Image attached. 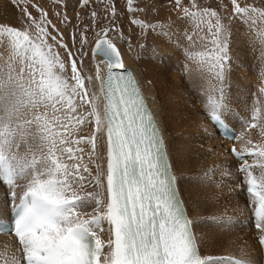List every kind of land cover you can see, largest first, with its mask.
Listing matches in <instances>:
<instances>
[{
    "label": "snow or ice",
    "instance_id": "snow-or-ice-1",
    "mask_svg": "<svg viewBox=\"0 0 264 264\" xmlns=\"http://www.w3.org/2000/svg\"><path fill=\"white\" fill-rule=\"evenodd\" d=\"M230 3L232 14L225 24L216 10L201 7L197 0H189L188 6L175 0L206 50L207 71L215 82L205 115L236 139L226 123L232 112L227 102L231 21L234 16L245 24L250 47L264 61V0L261 6ZM21 12L28 18L25 25L0 26V184L11 189L12 201H0V234L14 237L10 248L0 252V264H213L200 253L165 141L136 80L130 70L125 69L127 75L113 71L124 64L106 38L107 30L93 49L108 65L103 77L96 66L95 79L101 82L97 94L85 84L93 77L81 75L71 49L49 31L54 26L47 13L41 10L37 21L26 8ZM185 40L196 42L189 33ZM61 47L71 58L67 75L69 61L56 50ZM93 120L94 131L86 137L81 126ZM245 123L264 133V100L253 104ZM104 129L106 169L98 144ZM85 142L91 146L88 156L94 168L84 162ZM247 144L246 154L261 168L259 176L245 154L235 147L231 151L238 171L245 173L241 191L264 245V143ZM227 222L226 217L215 218L217 224ZM105 231L107 240L100 235ZM232 264L254 262L241 258Z\"/></svg>",
    "mask_w": 264,
    "mask_h": 264
},
{
    "label": "rangeland",
    "instance_id": "rangeland-1",
    "mask_svg": "<svg viewBox=\"0 0 264 264\" xmlns=\"http://www.w3.org/2000/svg\"><path fill=\"white\" fill-rule=\"evenodd\" d=\"M197 2L201 7H211L212 9L216 10L221 15V17L223 18V22L225 24L228 23V17L232 14V5L230 3V0H197ZM239 2L241 4L249 3V4L256 5V6H261V4H262V0H239ZM181 3H182V5L185 4V6H188L189 0H181ZM173 4H174L173 7L176 9L177 6H175L176 5L175 0H132L131 5L128 3V0H75V1L74 0H0V26L21 27L22 25H25L28 22V18L22 14L21 8H26L28 13H30L31 16L33 18H35L37 21L41 20V18H42V12H41V10H42L43 12L47 13V21L50 22L51 26H54V27H49V31L51 32V34L53 36H56L57 40L60 41L61 43L68 45V48L71 49V51L74 55V58L78 62V70H80L81 75L84 77H88V74L85 75V73H86L85 67L90 68V70H87V72L91 71V65L94 62L93 58H95L90 54V51H91L90 47H92V44L96 41L94 39H99L100 37H104V31L103 30H107V35H106L107 39L111 40L113 43H116L115 39L117 40V37H118V39H120V41L123 44H125V46H126V43H128L127 47L129 48V47H131V45H129L131 43V39H130L131 37H133L134 39L141 37L143 41H146L145 34L149 33L150 30H151L150 33L152 34L153 30L156 28V27H154V29H153V27L150 28V26L152 24L153 25L154 24L160 25L159 21H154L151 24L147 25V23H145V21H144L145 19L141 16L142 12L146 11L147 12L146 15L151 14V16H152L151 21H153L156 18H158L157 17L158 11H160L162 14L164 11V15L169 14L170 10H167V9L169 7H171ZM142 5L145 7V8H143L144 10L142 8H140ZM131 8L134 9V11L137 13L136 19L138 18V16H140L137 19L139 21V23L137 22V20H135V22H134L133 21L134 19L130 18L131 16H130L129 10ZM93 13H95V16L93 15ZM173 13H174V11L172 10L170 14H173ZM177 13L179 15L177 14L176 17L174 16L172 18L171 17L166 18V20L169 19V22H175L178 20L177 18H181L180 20H182V17H183L182 11H180V9H179ZM123 15H125V16H123ZM126 17H127V19H126ZM141 18H143L144 20ZM136 23H138V24H136ZM133 24H135V26H133ZM231 24H232V36H231L232 43H231V52H230L231 61H230V71H229V79H228V89H229L228 94L231 96V100L233 97L234 99L236 98V101H238V103H240V104H243V103H241L242 101L246 102L243 105L246 109L242 108V111H240L239 114H237L235 112V110L232 109V114H230L228 116V118L232 121H237V123L240 124V126L243 130H245L246 132H249V131H247V128H245L244 123H242L243 119H241L240 121H238V119L240 116H245L244 114H247L249 111L252 110L253 104L249 103L252 101V100H250V95H251V97H253L254 100H257V95L254 92V88L257 89V87H258L257 86V80L260 77H262V75L264 74V71H262V68H260L261 67L260 65L262 63L259 62L260 59L258 60L259 52L258 51L254 52L252 50V48L250 47V44L248 42V37L245 35V32H246L245 24L241 23V21L239 19L235 18L234 16L232 18ZM133 27H135V28H133ZM145 27H146L145 32L144 31L142 32V28L145 29ZM137 28H141L142 33ZM135 32H137V33H135ZM61 34H62V36H61ZM185 34H183V33L178 34V37H176V38L179 39V44L182 43V44H180L182 51H183L184 47H186L188 49V50L187 49L185 50V48H184L183 52L187 51L188 53L189 52L192 53L193 50H191V48L188 47L189 46L188 41L185 40ZM128 35H130L131 37H129ZM193 39H194V36H193ZM196 39H197V44L200 45L201 47H204L203 45H201L199 43L197 36H196ZM49 43H54V42L50 40ZM183 44H185V45H183ZM191 45H192L191 47L196 46V45H193V43ZM56 50L61 54V58L67 59L69 61V67H68V70L66 72V75L70 74V59L71 58L66 57L67 49L61 47V48H57ZM0 51H2V49H0ZM196 53L194 52L193 54H191L193 57V59L191 61L192 65L194 67H196L198 62L200 64L199 60L201 59L202 63L200 65L199 64L198 65L201 67L203 64V66L206 65L205 67H207L208 60L205 56L206 55L205 48H204L203 52L198 51ZM189 59L191 60V58H189ZM193 63H195V64H193ZM200 67L199 68L196 67L195 72L199 73L203 70L207 71V68H200ZM200 69H201V71H199ZM209 74H210V76H208L207 80H205L206 84L204 82L205 85H203V84L200 85V83L197 84V88H196L197 92H195L194 96L192 97V103H193L192 106L193 107H190V108L191 109L193 108L196 112L199 113L198 116L200 119H202L203 117H206L205 113H206L207 109L205 107V102L207 101L208 95L211 92L212 85L215 83L212 80L210 72H209ZM168 76H169V74H168ZM208 82H210V84ZM85 84H86L89 92H95L93 84L92 83L89 84L87 79L85 80ZM207 87H210V89L208 90ZM258 88H260V87H258ZM198 90H200V91H198ZM235 96H238V98ZM239 96L242 98H240ZM231 100H229V97H228L227 102L229 103V102H231ZM229 105H231V104L229 103ZM189 106H191V105H189ZM193 109L191 111H194ZM92 123L94 124V120ZM84 125H86V123ZM184 135H185V133H184ZM171 141H172L171 147L174 150H176V145L173 144V143H175V136H171ZM200 144H202V143H200ZM197 145L195 147L196 149H194L195 154H196V152H197V154L196 155L193 154V156L191 157V160L193 159L192 160L193 172H191V174L193 173L192 174L193 175L192 184L194 183L192 188L194 189V192L197 194V196L194 197L195 196L194 194L192 196H190L189 203L192 204V202H193V204H194L195 201L199 198L197 200V207L198 208L200 207V209L202 208L201 209L202 211H200V212L202 214L204 213L205 218H206L205 222L202 220H199V222L203 223V224L205 223L204 224L205 227L208 225L204 231L212 228V230L210 229V231H206V233L209 232V235L210 234H211V236L215 235L216 237L222 236V235H223L222 237H224V233H225V237H227V236L230 237L229 234H231V231H232L230 229L231 225H233L234 222L244 212L243 209H240V214H234V212L232 211L233 208L231 206L228 207L229 205L226 204L227 202H229V198L231 195L230 193H232V190H233V192H235L237 194L239 193V191L235 188L236 184H235L234 180L236 177L234 178V176H233V174H235V171L230 169V165L225 163V165H227V167L226 166L224 167L225 172H221V170L218 169L220 161H218V160L216 161L214 159V157L213 156L211 157L208 153L207 154L206 153L204 154V152L202 153V150H201L198 142H197ZM198 148H200V149H198ZM207 150H209V148ZM214 150L217 151V148H215ZM199 153L204 154V156L206 155L207 157L206 156L203 157V155L200 156ZM197 157L200 159H201V157H203L201 159L202 163L203 162L205 163V161L206 162L208 161V162L204 165V163L202 164L201 161L199 162L200 159H198ZM205 158H207V160H205ZM174 159L176 160L175 155H174ZM195 160H196V162H195ZM211 160H212V162H211ZM252 164H254V163H252ZM215 165H217V166H215ZM254 165L257 166V164H254ZM200 167L202 170L207 168L206 170H204V172L205 171H207V172L202 173L203 171L200 169ZM258 167L260 168L259 165H258ZM215 168H217L218 169L217 171H220L221 174H220V172H218L219 173L218 174ZM254 170H256V168ZM206 173H207V175H206ZM203 174H205V175H203ZM260 174H261V172H260ZM215 175H217V177ZM183 177L181 176V178L184 181L186 178L185 174H183ZM196 186H197V188H196ZM209 187H210V189H208ZM225 188L228 189V192L224 191ZM206 190H209V191H206ZM214 190H216V192H214ZM6 191H7L6 197H11L10 193H8V191H10V190H6ZM186 191L189 193L190 189L188 187H186ZM208 196L209 197L211 196V197L207 198ZM222 197H223V199H222ZM238 197H239V199H241L238 201V203H240L242 206H244L245 204H246L245 206L248 205L247 200L242 199L239 195H238ZM216 200H217V202H216ZM233 200H234L233 202H236V199H233ZM231 202H232V199H231ZM214 205H215V207H214ZM245 206L243 208H245ZM218 208L223 209V210L221 209V211L224 214L222 212H220V214L222 215V217H223V215H225L226 218H228L227 223H222V224L215 223V218H217L218 216L219 217L221 216L220 214H217V213H219V210H220V209L216 210ZM230 208H231V210H230ZM210 209H212L214 212L216 211L215 213L213 212L215 215L214 214L207 215V213L210 212ZM246 209L248 211V209H250V207L245 208V212H247ZM193 210H194V207H193ZM231 212H233V213L231 214ZM228 213L231 214L232 216L228 215ZM196 215L197 214H195V216ZM209 216H210V218H208ZM212 218H214V220ZM196 219H197V216H196L195 220ZM209 223H211V224L209 225ZM211 225L215 226V227H212ZM237 225H238V227H237ZM237 225L234 226L235 227L234 231H236L237 234L232 232V234H234L235 236L231 235L232 239L236 238L235 242H231V246H228V245L225 246V249H227V250H229L232 247L231 248L232 254L230 253L231 254L230 256H226L227 251L225 252L224 250H222L223 249L222 243L224 242L223 240H219V241L215 240L214 242L207 240L208 242H203V244H205V243H206V245L209 244L208 245L209 247L204 245L202 248L204 251L203 250L201 251L203 253L204 257L206 258L208 256L207 258H211L213 261V264H227L226 258L231 257L229 262H230V264H232V259L236 260V259H241V258L247 257V253L250 252V249L251 250L253 249V252L255 253L254 254L255 257H253V258L248 257L247 259H251V260L256 259L257 258L256 257L257 249L255 248V250H254V242H253L255 231L251 232V231L247 230V232H246L245 230H242L240 228L239 223ZM218 227H219V229H218ZM213 229H214V231L216 230V232H214ZM221 230H223V231H221ZM226 232H227V235H226ZM246 233H250L251 239L253 238L252 241L249 240L250 242L248 243V245L242 236V235H246ZM217 234H220V235H217ZM251 234L253 235V237ZM229 237H227V238H229ZM209 242H211V245ZM234 245H236V246H234ZM209 248H211L212 250ZM244 249H246L245 252L243 251ZM236 250H238V252ZM217 252L218 253L224 252L225 257L223 254H222V256L216 255L214 257L213 254H216ZM237 253L239 255H236ZM232 255H234V256H232ZM238 256H240V258Z\"/></svg>",
    "mask_w": 264,
    "mask_h": 264
},
{
    "label": "bare ground",
    "instance_id": "bare-ground-1",
    "mask_svg": "<svg viewBox=\"0 0 264 264\" xmlns=\"http://www.w3.org/2000/svg\"><path fill=\"white\" fill-rule=\"evenodd\" d=\"M183 5L185 6V4H183ZM173 6H174V4L167 9V10H170L169 14L164 15V11H163V14L160 11H158L157 12L158 18H156L153 21H151V18H152L151 14L146 15V13H147L146 11H143L144 13L143 12L141 13V16L145 20L143 18H141V19H143L145 21V23H147V25L151 24L154 21H159V23H160V25L159 24H157V25L152 24L150 26V28L151 27H153V29H154V27H156V28L153 30L152 34L150 33L151 30L149 33L145 34L146 41H143L141 37L134 39L133 37L128 35L129 37H131L130 38L131 43L129 44V45H131V47H129V48L127 47L128 43H126V46H125V44H123L120 41V39H118V37H117V40L114 38L115 42H116L114 44L116 45L117 49L120 52V56H121V59L123 61L124 67L131 69L134 78L138 81V83L141 86L144 98L149 102V105L151 106V109L155 114L158 126H159L160 131H161V135L165 141V146L167 149V154H168V157L170 160V164H171L174 176L176 177V180H177L178 189H179L180 195L182 197V200L184 202V205L186 207L187 214H188V216L192 222L193 231H194L195 236L197 238L198 247H199V250H200L202 257H204V255L201 251L203 250L202 249L203 246L206 245V243L203 244V242H208V241L214 242L215 240H218V241L223 240L224 241L223 242L224 244L222 243V245H223L222 250H224L225 252L227 251L226 256H230L232 254L231 253L232 247L229 250H227V249H225V246H227V245L231 246V242H235L236 238L232 239L231 235L235 236L234 234H232V232L237 234L236 231H234V229H235L234 226L237 225L238 224L237 222L239 220H242V218L245 217L247 214V212H245V209L243 208L246 204L244 206H242L240 203H238V201L241 200V199H239L238 195L237 194L235 195L234 192L230 193L233 196H231L229 194L231 196V198H229V204H228L229 206L228 207L231 206L233 208L232 211L234 212V214H240V209L244 210L243 214L234 222L233 225H231V228H230L232 230V231L230 230L231 234L228 233L230 235V237L229 236H227L229 238L225 237V233H224V237H222L223 235L218 236V237H216L215 235L211 236V234L209 235V232L206 233V231H210V229L212 230V228L204 231L208 225L205 227L204 226L205 223L203 224V223L199 222V220H202L205 222V219H206L204 213L202 214L200 212V211H202L201 210L202 208L200 209V207L199 208L197 207V200L199 198L195 201L194 204L192 202V204L194 206L189 203L190 196H192L193 194L195 195L194 197L197 196V194L194 192V189L192 188L194 183L192 184V180H193L192 174L193 173L191 174V172H193V163H192L193 159L191 160V157L193 156V154L194 155L197 154V152L195 154L194 149H196L195 147H196L197 142H198V144L200 145V148L202 150V153L203 152H204V154L208 153L211 157L213 156L216 161L217 160L220 161V164H219L220 167L218 166V169L221 170V172H225L224 167L225 166L227 167V165H225V163L230 165L229 160L231 161V163H235L236 166L238 164V162L235 161L229 155V152H228L229 146H234L238 152L245 154V159L248 161V163L257 164V161L254 157L248 156L246 154V149L248 147H250L247 144V141L251 140L253 142V144L264 143V133L261 132L259 127L256 129H251L245 123V120L251 119V111H249L248 113L246 112L247 114H244L245 116H240L238 119V121L243 119L242 123H244L245 128H247V131H249V132H246L245 130H243L241 128L240 124L237 123V121H232L227 116V118H226L227 125H230L231 127H233L236 130V139H233V141L231 143H229L226 140H222L218 137V135H217L218 133H217L215 127H213L212 124L210 123L209 118L203 117L202 119H200L198 116L199 115L198 112H196L193 108L192 109L194 111H191L192 109L190 107H193L192 106V104H193L192 103V97L194 96V93L197 92V90H196L197 84L200 83V85L201 84L205 85L206 84L205 80H207V78H208V76H210V74L208 71H204V70L201 71V69L199 70L201 72H199V73L195 72L196 67L199 68L200 67L199 65L202 63L201 59L199 60L200 64L198 62L199 65L196 63L198 66L196 65V67H194L191 63V61L193 59L192 55H191V60H190L189 58L186 57L187 51L183 52L184 48H185V50L187 48L184 47L183 51L181 50L182 48H181L180 44H182V43L179 44V39L176 38V37H178V34H181V33H183V34L189 33V34L194 36L193 40L196 42L193 43V45H196V46H194V47H191L192 45L188 46L191 48V50H193L191 54H193L194 52L196 53L198 51L203 52L204 47H201L200 45L197 44L196 34H195V32H192L193 26L190 22L186 21L183 18H182V20H180L181 18H177L178 20L175 22H169V19L166 20V18H170V17L172 18L174 16L175 17L177 16V14H178L177 12L180 8L176 7V9H175ZM140 8L143 9L145 7L142 5ZM172 10L174 11V13L170 14ZM129 11H130V16H131L130 18L134 19L133 21L137 20L140 17V16H138V18L136 19L137 13L134 11V9L131 8V10H129ZM180 11H181V9H180ZM123 16H125V15H123ZM126 19H127V17H126ZM137 22L139 23L138 20H137ZM138 23H136V24H138ZM133 26H135V24H133ZM146 27H145V29H143L144 27L142 28V32L143 31L145 32ZM133 28H135V27H133ZM137 29H139L141 32V28H137ZM137 32H135V33H137ZM162 32H167L168 35L167 36L162 35L161 34ZM94 40H97V39H94ZM185 44H183V45H185ZM90 54H91V52H90ZM92 56L95 58L92 57L94 62L91 65V71L87 72V70H90V68L85 67V69H86L85 75L88 74V77L89 76L93 77L92 84H93L94 90L97 94H99L101 82L99 80L95 79L96 66L99 65L100 75H101V77H103L106 69L108 68V65H107V62L105 60H103L100 56H96V55L95 56L92 55ZM258 60H259V57H258ZM259 62L262 63L260 65L261 67L260 66L259 67L262 68V71H264V69H263L264 68V61L260 60ZM193 64H195V63H193ZM205 66H203V64H202V66L200 68H207ZM168 74H169V76H168ZM204 82H205V84H204ZM208 83L210 84V82H208ZM257 86L260 87V88L257 87V89L254 88V92L257 95V100H254L253 97H251V95H250V100H252V101L249 103H251V104L258 103L259 101L264 100V93L260 92V89L264 88V74L262 75V77H260L257 80ZM207 89L209 90L210 87H207ZM198 91H200V90H198ZM228 97H229V100H231V96L229 94H228ZM235 97L238 98V96H235ZM240 98H242V97H240ZM229 103L231 104L230 107L232 109H234L237 114H239L240 111H242V108L246 109L243 106L244 103H246V102L242 101L241 103H243V104H240V103H238V101H236V98L234 99L232 97V100ZM98 104H99L100 111L102 113L103 112V105H104V100H103L102 96L100 97ZM189 105H191V106H189ZM231 114H232V112H231ZM81 127H82V134L86 137L90 136L92 134V132L94 131V124L93 123H91V124L86 123V125L81 126ZM184 133H185V135H184ZM100 136H101V139L98 141V144L100 145L99 151L101 152V155L104 158L103 164H104V167L106 169V151H107V149H106V144H107L106 129H104L100 133ZM171 136H175V143H173V144L176 145V150H174L171 147V142H172ZM200 143H202V144H200ZM81 146L85 149L84 162L90 168H94V165L91 163L89 156H88V153L91 151V146L87 142H85ZM200 148H198V149H200ZM208 148H209V150H207ZM215 148H217V151L214 150ZM204 154H200V156L203 155V157H205L206 155L204 156ZM174 155L176 156V160L174 159ZM203 157H201V159ZM198 159H200V158H198ZM201 159L199 160V162L201 161V163H202ZM205 160H207V158H205ZM195 162H196V160H195ZM207 162L206 161H205V163L203 162L204 165ZM211 162H212V160H211ZM217 165H215V166H217ZM255 168H256V170H254V172H256V173L261 172V169L258 166H255ZM200 169H201V167H200ZM206 169H204V170H206ZM215 169H216V171L218 170L217 168H215ZM235 169H236V167H235ZM204 170H202L203 171L202 173L207 172V171L204 172ZM218 172H220V171H217V173ZM221 172H220V174H221ZM183 174H185V177H186L184 181L181 178V176L183 177ZM203 175H205V174H203ZM215 176L217 177V175H215ZM186 187H188L190 189L189 193L187 192L188 190L186 191ZM243 187H244V185H243ZM196 188H197V186H196ZM208 189H210V187ZM6 190H10V191H8V193H11V189H8L5 185L0 184V201H3L4 198L6 197V195H7ZM87 190L90 191L91 189L88 188ZM206 191H209V190H206ZM224 191L228 192V189L225 188ZM16 192H17V195H20L21 189L17 188ZM214 192H216V190H214ZM240 195L242 198H247V196H245L242 193V191H241ZM210 197L208 196L207 198H210ZM222 199H223V197H222ZM231 199H232V202H231ZM233 199H236V202H233L234 201ZM10 202H12V201H10ZM10 202H9V204H10ZM216 202H217V200H216ZM193 207H194V210H193ZM214 207H215V205H214ZM222 208L216 209V210L220 209L219 213H217V214H220V212H222L221 211ZM230 210H231V208H230ZM6 211H10V208ZM89 211H90V209H89ZM213 212L214 211L212 209H210V212L209 213L206 212V213H207V215H212L216 211L214 213ZM233 212H231V214ZM251 213L252 212L249 211V214H248L249 217H250ZM195 214H197L196 215L197 221L195 220V218H196ZM231 214L228 213V215H231ZM220 217H222V215ZM223 217H226V216L223 215ZM208 218H210V216ZM212 219L214 220V218H212ZM210 224L211 223H209V225ZM212 227H215V226H212ZM237 227H238V225H237ZM218 229H219V227H218ZM255 230H256V234H258V237L255 239V242H254V250H255V248L257 249V253H256L257 258L253 259V260L249 259V260L253 261L254 264L260 262V249H259V246L257 244V240L260 237V235H262L260 229L256 228ZM213 231H214V229H213ZM221 231H223V230H221ZM245 231L247 232V230H245ZM214 232H216V230ZM100 235H101V239L107 240V238H108L107 231H105L104 233H101ZM217 235H220V234H217ZM226 235H227V232H226ZM242 236L245 239V241L247 242V245L253 239V238L251 239L250 233H246V235H242ZM252 237H253V235H252ZM13 241H14V239L11 238L9 235H1L0 236V252L4 251L6 247L10 248V246L13 244ZM211 242H209L210 245H211ZM208 245H206V246H208ZM234 246H236V245H234ZM209 249H211V248H209ZM245 250L246 249H244L243 251L245 252ZM236 251L238 252V250H236ZM222 254L224 255V252L223 253L217 252L216 254H213V256L214 257L216 255L222 256ZM254 254L255 253L253 252V249L252 250L250 249V252L247 253V257H244V256L243 257L246 259L248 257L253 258V257H255ZM236 255H239V254L237 253ZM232 256H234V255H232ZM224 257H225V255H224ZM238 257L240 258V256H238ZM228 258H231V257H227L226 259H228ZM232 261H233V259H232Z\"/></svg>",
    "mask_w": 264,
    "mask_h": 264
},
{
    "label": "water",
    "instance_id": "water-1",
    "mask_svg": "<svg viewBox=\"0 0 264 264\" xmlns=\"http://www.w3.org/2000/svg\"><path fill=\"white\" fill-rule=\"evenodd\" d=\"M101 38H103V37H101ZM96 42H97V40L95 41V43H94V45H93V47H92V50H91V54L93 55V49L95 48V45H96ZM101 58H103V59H105L102 55H99ZM120 58H121V56H120ZM118 70H123V69H118Z\"/></svg>",
    "mask_w": 264,
    "mask_h": 264
},
{
    "label": "crops",
    "instance_id": "crops-1",
    "mask_svg": "<svg viewBox=\"0 0 264 264\" xmlns=\"http://www.w3.org/2000/svg\"><path fill=\"white\" fill-rule=\"evenodd\" d=\"M231 196H233V195H231ZM231 196H230V198H231ZM227 204H229V202H227Z\"/></svg>",
    "mask_w": 264,
    "mask_h": 264
}]
</instances>
